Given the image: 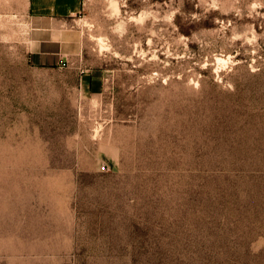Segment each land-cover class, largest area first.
Segmentation results:
<instances>
[{"label": "rangeland", "instance_id": "obj_1", "mask_svg": "<svg viewBox=\"0 0 264 264\" xmlns=\"http://www.w3.org/2000/svg\"><path fill=\"white\" fill-rule=\"evenodd\" d=\"M0 264H264V0H0Z\"/></svg>", "mask_w": 264, "mask_h": 264}, {"label": "crops", "instance_id": "obj_2", "mask_svg": "<svg viewBox=\"0 0 264 264\" xmlns=\"http://www.w3.org/2000/svg\"><path fill=\"white\" fill-rule=\"evenodd\" d=\"M28 17L35 23L72 19L81 14L83 0H27ZM67 30L57 27H39L31 34L30 61L41 67H55L68 57Z\"/></svg>", "mask_w": 264, "mask_h": 264}, {"label": "built area", "instance_id": "obj_3", "mask_svg": "<svg viewBox=\"0 0 264 264\" xmlns=\"http://www.w3.org/2000/svg\"><path fill=\"white\" fill-rule=\"evenodd\" d=\"M107 168H108V165H106V164H103L101 166V170L104 171V172L107 170Z\"/></svg>", "mask_w": 264, "mask_h": 264}]
</instances>
